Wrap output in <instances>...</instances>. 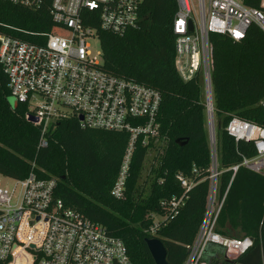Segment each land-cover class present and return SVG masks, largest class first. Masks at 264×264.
Listing matches in <instances>:
<instances>
[{
	"label": "trees",
	"instance_id": "trees-1",
	"mask_svg": "<svg viewBox=\"0 0 264 264\" xmlns=\"http://www.w3.org/2000/svg\"><path fill=\"white\" fill-rule=\"evenodd\" d=\"M260 3L245 0L249 8L261 9ZM176 9L173 0H145L135 29L123 37L101 36L104 71L161 96L159 140L146 147L140 142L135 145L120 200L111 196V190L126 154L128 134L82 128L71 117L57 122L48 146L40 148L38 129L25 119L27 106L13 108L8 103L7 78L0 64V176L22 180L34 174L38 179H55V198L121 240L132 264H154L146 246V240L154 238L147 232L152 225L148 216L168 215L161 202L185 194L182 207L171 220L160 223L154 238L162 243L167 264H183L187 247L203 223L210 190L201 79L184 82L174 66ZM55 29L48 4L34 9L0 0V35L41 44V35L57 34ZM209 40L219 199L226 193L215 232L228 239L249 238L252 244L232 260L225 258L221 247L210 245L203 262L264 264V172L255 174L241 167L232 178L231 168L256 153L252 144L236 143L225 131L233 116L264 128V33L251 25L240 42L218 34H210ZM176 141L186 144L179 147ZM150 151H155L156 164L143 179ZM178 175L194 182L189 191L181 188Z\"/></svg>",
	"mask_w": 264,
	"mask_h": 264
},
{
	"label": "built area",
	"instance_id": "built-area-1",
	"mask_svg": "<svg viewBox=\"0 0 264 264\" xmlns=\"http://www.w3.org/2000/svg\"><path fill=\"white\" fill-rule=\"evenodd\" d=\"M3 1L34 9L48 4L57 30V34H42L41 44L0 35V64L10 97L17 105L27 106L26 120L36 119L32 125L39 131L38 146L46 148L56 123L71 117L82 128L128 134L126 154L111 190L114 199H122L135 145L140 142L146 147L159 140L161 96L152 88L104 71L101 36L123 37L135 29L145 0ZM173 1L177 6L172 21L175 70L184 82L200 77L205 107L213 110L209 35L240 42L251 25L264 33V0L261 9L246 7L245 0ZM95 42L101 48L96 52ZM261 105L264 107V100ZM207 129L210 190L203 223L187 247L183 264H205L203 257L210 245L221 247L225 258L232 260L252 244L249 238L228 239L215 232L226 193L219 199L217 143L211 116ZM225 131L236 143L252 144L256 153L253 158L243 157L231 168L232 178L241 167L262 174L264 128L233 116ZM177 180L185 192L194 184L182 175ZM9 181L7 186L0 185V264H132L121 240L55 198V179H38L30 174ZM184 200L182 194L162 201L161 206L169 214L150 215L152 225L147 232L156 238L160 223L171 220Z\"/></svg>",
	"mask_w": 264,
	"mask_h": 264
},
{
	"label": "rangeland",
	"instance_id": "rangeland-1",
	"mask_svg": "<svg viewBox=\"0 0 264 264\" xmlns=\"http://www.w3.org/2000/svg\"><path fill=\"white\" fill-rule=\"evenodd\" d=\"M101 48H100V45L98 42H95L93 44V50L96 52V51H99ZM202 97L204 99V102H205V96H204V93L202 91ZM8 103L11 107H15L17 102L14 98L12 97H9L8 98ZM212 103H213V111H214V101H213V96H212ZM212 111V112H213ZM65 112L67 114H70L69 110H65ZM208 118H209V114L207 113V111L205 112V121H204V124H205V131H206V134L208 132V129H207V122H208ZM212 120H213V123H214V131H215V136H216V130H217V127H216V117L214 115V113L212 114ZM208 137V135H207ZM154 155H155V151H150L148 152L147 154V157L145 159V163H144V166H143V170H142V178L144 179L146 174L149 172L150 170V166L153 164V166L156 164V162L153 160L154 158ZM8 184H10V181L8 178H4V177H1L0 176V185L2 186H7ZM147 191V190H146ZM218 195V194H217ZM150 216V215H149ZM148 216V217H149Z\"/></svg>",
	"mask_w": 264,
	"mask_h": 264
},
{
	"label": "water",
	"instance_id": "water-1",
	"mask_svg": "<svg viewBox=\"0 0 264 264\" xmlns=\"http://www.w3.org/2000/svg\"><path fill=\"white\" fill-rule=\"evenodd\" d=\"M206 111L209 114V116L212 117V114H213L212 111L213 110L206 109ZM79 120H82V119L79 118ZM27 121L31 124H34L36 122V119H34L33 117H30ZM185 144H186V142L176 141V145H178L179 147H183ZM146 246H147L148 252H149L154 264H167L166 252H165V249H164L162 243L159 240L148 239V240H146Z\"/></svg>",
	"mask_w": 264,
	"mask_h": 264
}]
</instances>
